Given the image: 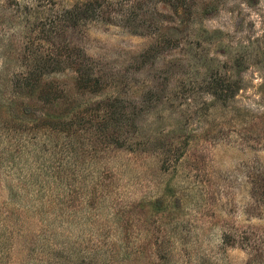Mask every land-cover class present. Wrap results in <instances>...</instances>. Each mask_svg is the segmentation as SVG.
<instances>
[{
  "label": "rangeland",
  "instance_id": "obj_1",
  "mask_svg": "<svg viewBox=\"0 0 264 264\" xmlns=\"http://www.w3.org/2000/svg\"><path fill=\"white\" fill-rule=\"evenodd\" d=\"M76 1L0 0V47L49 49ZM108 1L136 24L53 39L99 92L66 69L57 100L14 97L0 59V264H264V0Z\"/></svg>",
  "mask_w": 264,
  "mask_h": 264
},
{
  "label": "trees",
  "instance_id": "obj_2",
  "mask_svg": "<svg viewBox=\"0 0 264 264\" xmlns=\"http://www.w3.org/2000/svg\"><path fill=\"white\" fill-rule=\"evenodd\" d=\"M26 7H30V4ZM25 16L27 18L32 17L33 13H28ZM138 16L134 14L133 6L131 7L129 4L116 9L113 2L108 1V3H105V0H78L69 6L57 8L55 16L50 21V28L54 33L50 32L51 35L48 41L54 43L50 45L49 49H32L33 47L31 48L28 45L27 49L21 48L19 51L17 47V52L15 51L11 55L13 51L7 50V52L3 47H0L1 63L5 65L3 71L8 70L7 66L11 69L12 66L8 64L9 60L10 62L15 60L17 62V65L15 64L12 67L14 70L9 71L10 74L3 78L1 86L11 89L14 97H17L20 93L26 94L30 98L38 94L39 99L52 102L60 98L59 92L62 93L63 91H59L55 87L54 82L50 80V76L66 69H72L76 73V86L78 89L99 92L102 90L99 74L95 65L88 61V56L82 52L81 57H76L77 45L73 40H69L67 45H56L55 40H53L54 37H59L61 33L64 34L67 31H73L87 21L100 20L117 25H123L124 23L129 26L130 24H136ZM130 31L137 34H147V31L138 27H132ZM29 41L34 43V41H31V36L28 39ZM13 48L16 47L13 46ZM229 79L226 75L216 74L213 81H210L213 94L217 99L220 100L228 92H232V80ZM10 100L13 101L14 99Z\"/></svg>",
  "mask_w": 264,
  "mask_h": 264
}]
</instances>
